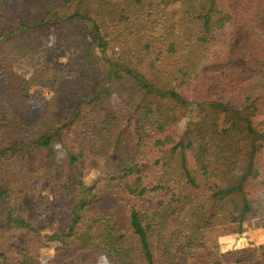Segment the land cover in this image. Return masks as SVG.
Instances as JSON below:
<instances>
[{
    "label": "trees",
    "instance_id": "1",
    "mask_svg": "<svg viewBox=\"0 0 264 264\" xmlns=\"http://www.w3.org/2000/svg\"><path fill=\"white\" fill-rule=\"evenodd\" d=\"M0 222V264H264L219 244L264 229V0H0Z\"/></svg>",
    "mask_w": 264,
    "mask_h": 264
},
{
    "label": "rangeland",
    "instance_id": "2",
    "mask_svg": "<svg viewBox=\"0 0 264 264\" xmlns=\"http://www.w3.org/2000/svg\"><path fill=\"white\" fill-rule=\"evenodd\" d=\"M44 43L46 46H51L54 44L53 37L50 32H47L44 37ZM241 63V61H240ZM17 70L23 72V73H29V67L26 64L18 65L16 67ZM50 98L49 94H47L45 91L42 90H35V100L34 102L23 112V116L27 120H34L39 114H41L44 111L46 102ZM114 103L118 111L123 114L126 112L125 107L119 102L117 98L114 99ZM184 122H182L178 128L177 131L179 133H183L184 131ZM220 128L219 131L221 133H224L228 127V123L224 118H221L220 121ZM58 153V159L61 161L63 159L64 152L57 148ZM188 167L192 168L194 167V160L192 155H188L187 158ZM99 177V176H97ZM96 175H92L89 177V182H94L97 178ZM99 208L101 210H110V209H116L118 210L119 207L116 205L115 200L112 196L108 195L103 199L99 204ZM4 226L2 222H0V229ZM264 242V229L255 230V229H248L243 236L238 237L237 235H230V236H224L219 239L220 249L222 252H227L230 250L235 249H241L248 247L250 245H258L260 243ZM46 255H52L54 253L53 247L48 246L44 248L43 251ZM98 264H110L104 257L100 258Z\"/></svg>",
    "mask_w": 264,
    "mask_h": 264
}]
</instances>
